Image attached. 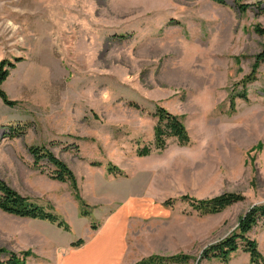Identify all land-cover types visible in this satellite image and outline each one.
<instances>
[{"label":"rangeland","instance_id":"rangeland-1","mask_svg":"<svg viewBox=\"0 0 264 264\" xmlns=\"http://www.w3.org/2000/svg\"><path fill=\"white\" fill-rule=\"evenodd\" d=\"M263 7L264 0H0V59L15 63L3 88L17 101L11 107L0 98V178L71 228L61 239L55 224L0 209V247L55 264L50 253L88 237L98 210L133 192L175 199L169 219L140 229L145 252L185 235L189 263L197 264L205 247L236 229L264 202V63L248 99L236 98L234 110L230 101L264 45L256 31ZM158 106L183 116L189 144L170 138L155 149ZM32 145L49 147L73 170L83 199L98 209L91 219L79 215L70 185L51 178L46 160L35 164ZM147 145L152 153L139 156ZM223 192L245 199L208 215L181 199ZM249 236L264 253L262 221Z\"/></svg>","mask_w":264,"mask_h":264},{"label":"trees","instance_id":"trees-1","mask_svg":"<svg viewBox=\"0 0 264 264\" xmlns=\"http://www.w3.org/2000/svg\"><path fill=\"white\" fill-rule=\"evenodd\" d=\"M219 3H224L225 0H215ZM241 11H246L249 4H238ZM264 11V7L262 8ZM256 31L264 34V28L257 26ZM20 58H18L19 60ZM264 63V45L260 52L255 56V62L251 72L246 75L242 81L241 90L237 93L232 92L230 101L231 109H235L236 98L248 99L247 86L257 79L258 69ZM15 67V63L7 58L0 60V98L8 106H15L16 100L9 97L3 88V83L6 81L10 74V70ZM154 115L157 117V122L154 127L155 149L162 150L167 147L168 140L175 138L180 145H187L191 142L189 130L183 120L182 115H178L166 109L163 106H158ZM15 134L22 132V129L13 128ZM31 154L35 158V164L38 165L42 160H46L52 166L50 172L51 178L62 182L68 183L74 194L76 200L80 203L81 216H89L91 214L92 206L86 202L80 192L78 179L73 170L67 163L55 155V153L45 145H32L29 148ZM152 146H143L137 150L139 156H148L152 153ZM100 165V162L95 163ZM109 172L115 175H125V172L115 164H109ZM182 200L188 201L194 210H197L201 215L216 214L224 211L229 206L243 201L245 195L239 192H223L219 195L198 199L189 196L188 194L181 196ZM174 198L167 199L164 203L171 206ZM0 209L8 214L18 217H26L32 219H39L48 221L52 224L63 228L65 231H71L70 224L62 218L51 207H45L38 203L33 202L29 197L20 194L17 190L11 187L5 180L0 178ZM262 221L264 224V202L254 204L238 219V225L230 234L220 239L219 241L209 244L201 252L200 260L205 258H219L223 262H228L231 254L238 249H242L250 254L249 264H264V253L259 248V243L256 239L251 238L249 233L251 230ZM95 227L94 225L92 226ZM85 240L79 238L72 242L73 247L81 246ZM2 253L10 254L6 262L0 260V264H27V257L33 252L31 250L21 251L18 255L14 251H9L6 248L0 247V255ZM193 257L189 254L178 253L170 256H162L153 254L147 256L135 264H189Z\"/></svg>","mask_w":264,"mask_h":264},{"label":"crops","instance_id":"crops-1","mask_svg":"<svg viewBox=\"0 0 264 264\" xmlns=\"http://www.w3.org/2000/svg\"><path fill=\"white\" fill-rule=\"evenodd\" d=\"M122 197L117 199L118 202L114 203L112 208L108 206L109 208L103 211L96 208L91 209V214L86 217L91 219L93 211L98 210L99 221L93 224L94 228L93 225L90 226V235L84 237L85 242L78 247H72L73 241L61 243V253L55 255L54 250V253H50L55 264H135L153 254L170 256L183 252L190 255V237L179 234H174L172 237L176 239L168 240L167 245L165 243L163 246H156L155 250L143 251V236L140 230L142 226L151 218L169 219L173 215V209L171 206L165 205L164 202L156 201L150 197L142 198L141 194L135 192L132 194L123 193ZM79 215L81 216V214ZM56 229L60 235L62 234L61 239L66 233L71 232L65 231L57 225ZM163 240L165 241V239ZM249 263L250 254L242 249L232 253L228 262L214 257L201 260L199 257L197 260V264ZM27 264L32 263L27 260Z\"/></svg>","mask_w":264,"mask_h":264}]
</instances>
